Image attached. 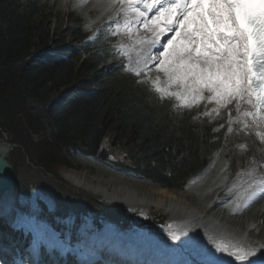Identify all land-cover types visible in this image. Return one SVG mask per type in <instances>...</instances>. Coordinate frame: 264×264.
<instances>
[{
	"label": "trees",
	"instance_id": "1",
	"mask_svg": "<svg viewBox=\"0 0 264 264\" xmlns=\"http://www.w3.org/2000/svg\"><path fill=\"white\" fill-rule=\"evenodd\" d=\"M48 11L39 0H0V142L14 146L5 156L12 185L23 197L37 190L53 202V212L40 205V217L56 230L64 229L57 219L71 215L77 222L91 216L98 227L131 228L124 211L73 190L59 177L72 168L70 153L182 190L208 166L221 137L206 124L201 129L187 121L172 125L163 111L148 107L130 76L100 70L111 56L104 33L80 59L64 38L50 37ZM68 18L71 42L81 43L82 20ZM46 48L47 54L30 59ZM28 101L42 116L30 114ZM165 220L152 213L145 222L156 227Z\"/></svg>",
	"mask_w": 264,
	"mask_h": 264
},
{
	"label": "snow or ice",
	"instance_id": "2",
	"mask_svg": "<svg viewBox=\"0 0 264 264\" xmlns=\"http://www.w3.org/2000/svg\"><path fill=\"white\" fill-rule=\"evenodd\" d=\"M86 2L77 0L76 6L83 7ZM97 6L111 8L123 19V24L116 21L113 34L123 31L129 36L130 44L117 45L125 57H130V48H140L136 63L142 57L144 68L136 70L137 76L152 61L156 70L165 74L169 86L176 84L185 90L171 93L179 100L195 101L208 92L210 101L225 105L236 101L238 110L241 101L248 103L256 111L243 115L264 121V0H98ZM153 11L155 15L150 17ZM139 24L152 34L151 39L133 29ZM168 33L173 35L161 45L159 56L142 47L159 44ZM153 90L164 91L158 82ZM249 187L252 190L245 207L258 193H264V177L255 176ZM169 236L173 241L180 239L177 232L170 231ZM206 255L205 264H264V242H212Z\"/></svg>",
	"mask_w": 264,
	"mask_h": 264
},
{
	"label": "bare ground",
	"instance_id": "3",
	"mask_svg": "<svg viewBox=\"0 0 264 264\" xmlns=\"http://www.w3.org/2000/svg\"><path fill=\"white\" fill-rule=\"evenodd\" d=\"M241 102L242 108L238 119L231 121V125L234 122H238L237 132L234 137L238 141L244 140L249 146L253 142L254 144L256 143L259 150L254 152V157L256 161H259L258 157L260 156L261 159L264 154V135L260 139L261 142H256L258 138L253 133L260 126L262 127L260 131L264 132V121L259 118L253 121V130L249 134L247 133L244 138V125L242 123H244L246 118H252L253 116L243 115V112L250 110L244 101ZM5 148L6 146L0 142V154H4ZM227 156V142H225L207 168L194 182L187 184L183 190L172 191L121 174H114L101 179L100 177L90 176L86 171L79 172L70 169L65 170L62 175L65 181L75 189L96 195L110 205L123 207L133 213H147L155 210L169 218L165 226L156 230L157 235L147 237L149 231L142 230L136 234L129 245H125L121 239L123 237L108 228L103 231L100 237V242L105 244V246H109L118 252L127 253L131 262L132 260L133 262L137 261L136 264H185L186 259H188L187 253L190 252H193L192 255L196 258L198 257L201 261L200 263L205 264L207 260L206 254L211 251L212 242L243 243L252 240L264 242V235L258 231V223L255 216L251 213H245L249 210L250 204L247 207L244 206L236 214H233L230 210H223L226 202L223 198L228 197L224 195V192L228 189L227 187L224 186L225 188L215 190L204 205L197 200L199 190L204 189L202 187L206 186L210 178L212 179L211 176L217 172H222L223 161ZM16 204V191L10 190L0 201L1 219L9 220L8 222H10V220L18 218V215L16 216V213L10 210L22 206L21 204ZM2 212L4 215H2ZM79 225L84 227L85 222H81ZM204 226L210 230V235H212L208 238L209 242H199L198 239L197 243L188 244L190 240H194V236L185 237L189 231L193 230V232H196L203 227L196 232L198 235V232L203 231ZM170 231L180 234L182 236L181 241H168L165 236ZM216 238H219V240ZM48 239H46L47 242ZM143 252H153L154 257L150 261L144 260L139 263L140 260L138 261L137 257ZM113 259L107 260V263H114L115 259ZM225 259L229 258L225 257ZM122 262L124 264H132L128 260Z\"/></svg>",
	"mask_w": 264,
	"mask_h": 264
},
{
	"label": "rangeland",
	"instance_id": "4",
	"mask_svg": "<svg viewBox=\"0 0 264 264\" xmlns=\"http://www.w3.org/2000/svg\"><path fill=\"white\" fill-rule=\"evenodd\" d=\"M97 3L98 0H87V2L84 4L83 7H77L76 6L77 0H39V6L47 7L49 9L47 28L50 37L55 36L58 39L64 38L67 49H70L71 51L75 52L80 57V59L84 58L81 51L85 49V45L71 42L70 37L67 34L69 15L72 14L78 18H81L84 21L85 23L84 32L86 33L93 31V29L96 30L97 27L100 28L101 25L107 23L112 18L115 19V24L113 25L114 29H116L117 27L116 21H118L120 24H123V21H121V19L118 18L119 17L118 13L111 14L112 11L111 8L102 9L97 6ZM98 33H99V29L97 32L95 31L94 34L92 32L93 35L91 37L95 36L96 38ZM114 35L118 36L117 39L118 45L121 43L124 44L125 41H129V36L125 35L123 31H120L119 34H114ZM122 56L123 54L119 52L118 57L122 58ZM108 65L109 64L104 63L102 64L101 68L102 69L107 68ZM147 76L148 75H146L145 78H141L139 82L140 84H142V89L144 90L148 105L150 107H155L157 111H161V109H165L167 118L168 120L171 121L172 124H179V122L182 121L183 117L191 118L192 120H194L201 112L205 111L206 102H208L209 100L207 97L210 96V93L206 94L205 98L202 99V101H199L198 99L192 101L191 98H186L185 101H181L176 96L171 94L177 91H181L183 89L182 87H180L179 89V87L176 84H171V86L167 90V93L162 95L157 94L153 90V86L150 83H149L150 85H147V82L145 81H148V79L152 80V82L156 80H161L162 83L167 82V77L165 76V74L157 71L156 67L155 70L152 73H150L149 77ZM211 102L216 104L215 105L216 111L212 114V117L210 118V122L216 124L220 122L223 114L228 109V105L218 104L214 100H211ZM27 108L30 114L35 116L36 115L42 116L40 108L37 107L34 103L28 101ZM219 130H220L219 127L215 126L213 132L217 133ZM233 130H235V128H233ZM234 134L235 133H232L230 128L226 126L224 138L221 143V148L223 147L225 142H227L228 156L223 161V167H222L223 170L222 172H217L213 176H211L212 179L210 178L206 186L202 187L204 189L199 190L197 200L200 204L204 205L206 200L211 195H213L215 190L219 188H223L225 186L228 189L224 192V195L230 197L229 198L230 200L226 201L227 203H225L223 210H230L232 211L233 214H236V212L237 213L240 212L241 208L239 204L241 203L240 202L241 198L246 190L248 178L251 176L249 175L250 172L248 171V169L250 168V161H251L250 159L255 158L254 152L256 150H259V148L257 147L256 143L254 144V142L251 143L249 146L248 143H246L247 144L246 145L242 141L236 140ZM32 139L34 142L37 141V138L35 136H32ZM257 140L258 139H256V142L259 141ZM213 159L214 156L211 162L213 161ZM70 162L72 165L71 169L77 170L79 172L86 171L92 177H100L101 179H103L106 178L107 176H112L115 174V170L110 165L98 161L96 159L89 158L80 153H74V152L70 153ZM255 169H257V167H255ZM63 172H64L63 170L59 172L60 173L59 177H61L62 180H63V175H62ZM242 177H245L246 179H243ZM194 180L191 182H194ZM64 183H66L69 187H71L75 191L91 195L95 198L98 197L96 195L89 194L79 189H75L68 182H64ZM97 199L100 202H102L99 197ZM262 200L263 199H259L256 203H254V205L251 204L249 210L246 211L245 213L246 214L251 213L252 215L255 216V218L256 217L259 218L260 215L264 212V206L262 204ZM48 205L51 209V205L49 203ZM115 208H120V207L115 206ZM126 214L127 216L131 215L130 217L132 220V224H131V228H129L130 232L125 230L122 231V234L129 237H133V236L135 237L136 234H138L140 231L149 230L147 227L140 225L142 224V220L146 218L147 213H139L135 216L133 213H126ZM22 219L30 220L28 217H24ZM31 221L33 220L31 219ZM89 222L90 219H88L87 227L89 226ZM36 225L42 237L43 242L46 241L47 238H49L51 240L48 239V243L52 244L51 243L53 240L52 237H54V244L58 245L57 235L53 231H51V229H49L48 226H46L44 223L43 224L37 223ZM114 228L118 230L119 226L118 228L117 227ZM150 232L154 233L153 230H150ZM165 238L168 241L169 240L173 241L170 239L169 234L166 235ZM181 239L182 236L180 235V239L177 241H181Z\"/></svg>",
	"mask_w": 264,
	"mask_h": 264
},
{
	"label": "water",
	"instance_id": "5",
	"mask_svg": "<svg viewBox=\"0 0 264 264\" xmlns=\"http://www.w3.org/2000/svg\"><path fill=\"white\" fill-rule=\"evenodd\" d=\"M2 144L6 146L4 154L5 153L7 154L9 149L14 147L13 145L8 144V143H2ZM4 154L3 155L0 154V201L7 192H9L10 190H14V188L12 186V184H13V169H12V166L5 159L6 154L5 155ZM65 170H70V169H65ZM65 170H63V171H65ZM116 174L129 176V177H132V178H135L138 180H142V181L151 183V182L143 180L137 176H132L128 173L118 172ZM63 180H64V182H66L64 177H63ZM156 186H158V185H156ZM158 187H161V186H158ZM161 188H163V187H161Z\"/></svg>",
	"mask_w": 264,
	"mask_h": 264
}]
</instances>
